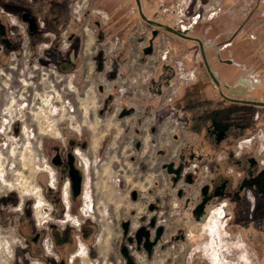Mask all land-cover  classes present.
I'll use <instances>...</instances> for the list:
<instances>
[{
    "label": "flooded vegetation",
    "instance_id": "af4514ba",
    "mask_svg": "<svg viewBox=\"0 0 264 264\" xmlns=\"http://www.w3.org/2000/svg\"><path fill=\"white\" fill-rule=\"evenodd\" d=\"M72 1L0 0V67L10 53V60L19 58L22 45L27 63L36 60L45 67L50 62L61 74L80 75L83 41L90 35L84 32L81 15L72 14ZM129 1L138 27L147 29L143 35L133 34L137 47L131 61L141 68L139 74L127 69V52L116 57L111 48H101L91 57L94 72H103L107 79L106 88L101 83L95 87L100 96L96 115L108 117L114 126L95 145L90 134L64 131L41 142L45 176L40 197L49 205L43 210L49 221L41 220V229L32 230L28 206V244L37 245L43 236L48 242L37 257L40 264H79L78 257H86L75 249L77 241L91 242L96 231L88 211L97 191L92 194L95 186L87 179L102 171L108 178L105 194L115 192L122 198L119 208L109 204L116 223L117 264H209L200 250L189 246L194 241L191 232L215 212L232 233L243 222L249 227L254 215H264L257 186L246 185L253 180L264 183V34L258 28L264 24V0H252L248 6L246 0H219L203 15L197 8L186 22L182 12L191 1L179 9L177 0H151L155 7L149 15L144 0H138V6ZM166 1L172 4L166 6ZM163 6L172 15L168 22L161 21ZM139 13L153 23L181 28L187 39L162 34ZM107 19L104 26L96 18L89 20L95 42L110 46ZM222 21L228 29L220 41L219 35L206 39L210 36L205 25L199 31L202 36L192 34L200 22L217 29ZM36 43L41 44L42 57L34 52ZM226 50L232 55L222 56ZM228 72H233L230 79H220ZM198 77L210 84L203 91L191 87L190 79ZM241 80L245 93L230 95L225 86ZM203 92L222 101L225 109L208 108ZM116 128L119 134L114 135ZM72 183L78 187L75 195Z\"/></svg>",
    "mask_w": 264,
    "mask_h": 264
},
{
    "label": "rangeland",
    "instance_id": "374dc122",
    "mask_svg": "<svg viewBox=\"0 0 264 264\" xmlns=\"http://www.w3.org/2000/svg\"><path fill=\"white\" fill-rule=\"evenodd\" d=\"M117 1H72V14L81 15L84 32L90 35L89 39L83 41L84 63L80 75L73 78L71 74H61L50 62L45 67H41L36 60L27 63L24 59L27 52L22 45L17 51L19 58L10 60V53L4 65L0 67V264H40L37 257L41 255L42 249L48 246L44 236L37 245L28 244V206L29 214L34 217L33 231L41 229L45 224L43 221H49L44 219L43 215V210L49 205L40 197V183H44L45 176L41 142L50 140L64 131L65 134L71 135L90 134L95 145V141L107 135L108 130L114 126L108 117L99 119L96 115L100 96L96 94L95 87L97 83H101L106 88L107 79L103 72H94L91 57L94 50L102 48L107 51L111 48L110 54L117 57L127 52L128 59L132 60L137 47L135 35L132 34L140 32L143 35L147 31L146 28H139L137 23L136 26L132 25L138 20L132 16L131 2H122V7ZM188 1L191 3L189 10L184 12L185 14L182 12L183 22H186L185 17L197 8L200 15H203L207 10L214 8L219 0H177L178 8H183ZM249 2L250 0H246L247 6L253 1ZM170 4L171 1L165 3L166 6ZM220 6L223 9L226 7L224 3H220ZM154 7L153 3L147 5V15ZM162 10L161 21L168 22L172 15L167 13L165 6ZM108 17L111 22L109 34L116 32L122 41L129 42H124L123 46L118 48L114 47L113 40L110 46L95 42L89 19L96 18L103 22L104 26ZM235 18L238 19L237 15ZM208 24L198 23L192 28V34L202 36L199 31L205 25L210 36L206 39L216 35H219L216 36L219 41L224 39L228 29L227 23L222 21L217 29L210 28ZM232 24L236 25L237 22ZM258 28L259 32L264 34V24ZM110 37L113 38L112 35ZM87 40L90 41L88 44ZM41 49V44L36 43L33 51L42 57ZM232 53L226 50L221 55L228 56ZM208 54L212 57V53ZM39 56L36 57L38 60L41 59ZM116 61L120 62L117 58ZM117 134L119 131L116 128L114 135ZM100 173L96 178L91 174L87 179L88 182L94 183L95 190H91L92 194L97 191L96 197L92 196L94 202L88 211L93 217L96 231L91 242L77 241L76 252H82V256L86 253L84 259L78 257L79 264H117L118 260L113 250L117 239L116 223L111 218L109 204L111 202L114 209L119 208L122 198L115 195V192L108 196L105 194L109 188L106 182L107 173ZM257 215L248 222L249 227L246 228L243 222L238 231L233 229L232 233L224 227V219L220 218V213L215 212L196 228L197 232H191L194 241L189 246L192 251L200 250L209 264H264V215ZM49 219L55 221V217L50 216Z\"/></svg>",
    "mask_w": 264,
    "mask_h": 264
},
{
    "label": "water",
    "instance_id": "95a60500",
    "mask_svg": "<svg viewBox=\"0 0 264 264\" xmlns=\"http://www.w3.org/2000/svg\"><path fill=\"white\" fill-rule=\"evenodd\" d=\"M136 1V5L138 6V0H135ZM147 1V2H146ZM144 3H145V6L147 7V5L150 3V5L153 3V2H151V0H144ZM139 17H140V19L141 20H143L145 23H147V24H149V25H155L156 26V28H158L159 30H161L162 31V34L163 33H168V34H172V35H176V36H178V37H183L184 39H187V37H185L184 35H183V30H181V28H179V29H175V28H173V27H170V26H168V25H162V24H156V23H153L150 19H149V17H147V16H144L143 14H141V13H139ZM21 19H27L28 20V18H26V17H24L23 15L21 16ZM29 21H30V23L32 24V19H29ZM155 30L154 31H152V35H154L155 34ZM196 42H198V41H196ZM182 48L183 47H180V48H178V50H182ZM181 52H184V50H182ZM202 58H203V60H202V63H203V66L205 67V68H207V64L205 63V60H204V56L202 55ZM192 62H193V64L196 62V60H195V58H193L192 59ZM211 79H213V78H211ZM214 80V79H213ZM215 81V80H214ZM225 88L227 89V91L229 92V94L230 95H235V96H240V95H242L243 93H245V88H246V83H244V82H242V80L241 81H237V82H235L233 85H230V86H225ZM98 89H101V86H98ZM236 89H239L240 90V92H237L236 91ZM121 117V116H120ZM215 127H217V126H215ZM224 128V127H223ZM222 130V132H219V135H220V137L222 136V133H223V130L224 129H221ZM263 177V176H262ZM74 180H73V178H72V182H73ZM78 182V181H77ZM246 185H255V186H257V189H258V193H260V197L261 198H264V183H260V185H259V183L257 182V181H255V180H253L252 182H248V184H246ZM77 186H76V184H74V183H72V191H73V195H75V191L77 192Z\"/></svg>",
    "mask_w": 264,
    "mask_h": 264
},
{
    "label": "crops",
    "instance_id": "0c3cea01",
    "mask_svg": "<svg viewBox=\"0 0 264 264\" xmlns=\"http://www.w3.org/2000/svg\"><path fill=\"white\" fill-rule=\"evenodd\" d=\"M117 2L119 4H121L122 7H123L124 4L122 2L127 3L128 1H126V0H118ZM111 35L113 37V38H111V40L114 41V44L113 45H114L115 48H118V47L122 46V44L124 42H129V41H122V38L120 36H118V34H116V32L113 33V34L111 33ZM209 53H212V51H210ZM208 59H209L210 64H211V62L213 63L212 57L210 58V56H208ZM127 65H128L127 66L128 67L127 69L130 72L131 71H137L136 73L139 74V71L141 70V68L139 67V65H134V63L131 60H129V59L127 61ZM228 73H229V75H226V74H223L222 75V73H221L220 74V79H222V78L224 80L230 79L231 76H233V72H231V74H230V72H228ZM196 79L195 78L190 79L192 82L195 83V84L194 83L193 84L191 83V87H192V89H194L196 91L197 90L199 91V89L203 91V88L204 87H207V86L210 85L209 82H208V79L206 77H198V79L197 80ZM203 94L205 95L204 100H205V103L208 105V108H211V109H214V110H223V109H225V104L222 101L217 100L215 97L213 98L210 95V93L203 92Z\"/></svg>",
    "mask_w": 264,
    "mask_h": 264
}]
</instances>
